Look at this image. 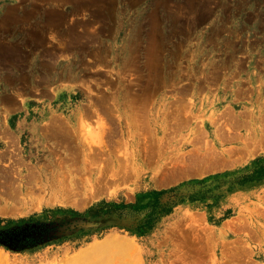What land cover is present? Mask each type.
<instances>
[{"label": "rangeland", "instance_id": "374dc122", "mask_svg": "<svg viewBox=\"0 0 264 264\" xmlns=\"http://www.w3.org/2000/svg\"><path fill=\"white\" fill-rule=\"evenodd\" d=\"M34 212L0 264H264V0H0V216Z\"/></svg>", "mask_w": 264, "mask_h": 264}, {"label": "trees", "instance_id": "16d2710c", "mask_svg": "<svg viewBox=\"0 0 264 264\" xmlns=\"http://www.w3.org/2000/svg\"><path fill=\"white\" fill-rule=\"evenodd\" d=\"M129 205L128 202L123 200H100L97 204H91L83 211H78L73 208L56 207V210L63 211L65 214L62 219L70 217L68 214H74L80 216L87 214L90 216H100L102 214L118 213L122 214L123 208ZM53 208H45L46 217L52 219L50 211ZM36 213H31L24 216H18L16 218L2 217L0 216V243L6 242L14 245L18 250L24 247H30L34 245L40 237L47 233L49 228L46 223L40 221L39 218H35Z\"/></svg>", "mask_w": 264, "mask_h": 264}, {"label": "bare ground", "instance_id": "6f19581e", "mask_svg": "<svg viewBox=\"0 0 264 264\" xmlns=\"http://www.w3.org/2000/svg\"><path fill=\"white\" fill-rule=\"evenodd\" d=\"M54 127V126H53ZM10 172V171H9ZM31 173V172H30Z\"/></svg>", "mask_w": 264, "mask_h": 264}]
</instances>
